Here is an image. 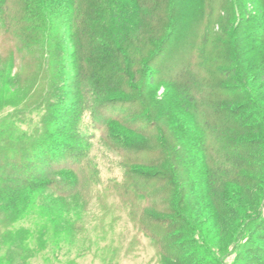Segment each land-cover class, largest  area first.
I'll use <instances>...</instances> for the list:
<instances>
[{
  "label": "trees",
  "instance_id": "trees-1",
  "mask_svg": "<svg viewBox=\"0 0 264 264\" xmlns=\"http://www.w3.org/2000/svg\"><path fill=\"white\" fill-rule=\"evenodd\" d=\"M189 1L181 13L180 0H0V37L15 33L19 50L0 54V92L18 81V55L34 72L0 118V237L36 197L64 198L88 177L97 130L126 155L139 196L167 199L143 227L163 264L235 253L232 264H264V0H227L239 22L213 35L207 0Z\"/></svg>",
  "mask_w": 264,
  "mask_h": 264
},
{
  "label": "rangeland",
  "instance_id": "rangeland-1",
  "mask_svg": "<svg viewBox=\"0 0 264 264\" xmlns=\"http://www.w3.org/2000/svg\"><path fill=\"white\" fill-rule=\"evenodd\" d=\"M226 1L207 0L208 12L212 13L208 16L212 22L211 34L220 29L222 20L226 26L239 22L240 15L236 7L234 19L226 18ZM180 4V11L192 5L189 0H180ZM192 12L181 17L182 20L190 21L184 30L186 34H191L194 29V26H190ZM226 26L222 30L228 28ZM10 35L12 37L7 34L0 37V54L8 61L13 59L11 56L14 52L17 54L19 51L16 34ZM189 41L182 42V47ZM162 64L169 70L175 66L176 60H166ZM10 77H16L18 81L6 83L0 92V118L13 110L9 104L17 96L16 89L34 78L30 59L23 61L18 55L17 65L12 67ZM40 93V89L35 90L30 94L31 100L36 101ZM159 93H163V88ZM28 118L23 129L33 131L40 116L35 111ZM88 118L86 116V120ZM30 120H33L32 124ZM93 132L91 152L84 168V174L88 177L80 181L78 188L73 189L69 196L57 198L55 195H40L34 203L26 206L9 226L7 234L0 237V264H163L161 244L146 234L143 227L151 225L155 212L153 207L164 210L167 199L163 196L152 199L139 196L135 186L126 182L127 172L123 167L126 155L106 133ZM93 132H90L91 135ZM66 174L61 172L56 177ZM230 221H236L234 227L239 226V222L232 217L224 220V226H218L219 230L224 231L221 232L223 236L226 235L224 240L228 241L227 244L232 243V237H229L232 233L228 234L233 232L229 228ZM202 226L207 231L211 228ZM215 230L219 231L218 228ZM178 231L184 230L180 228ZM194 238L198 244H202L200 238ZM213 241L217 243L219 239ZM240 242L241 238L237 243ZM21 255L26 258L22 260ZM235 257L236 253L220 256L211 260V264H232Z\"/></svg>",
  "mask_w": 264,
  "mask_h": 264
}]
</instances>
